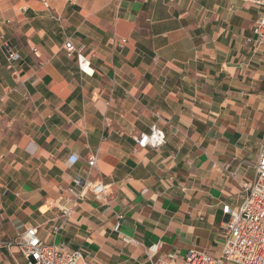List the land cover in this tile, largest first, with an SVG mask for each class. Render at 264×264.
<instances>
[{
  "label": "crops",
  "instance_id": "obj_1",
  "mask_svg": "<svg viewBox=\"0 0 264 264\" xmlns=\"http://www.w3.org/2000/svg\"><path fill=\"white\" fill-rule=\"evenodd\" d=\"M260 12L243 0H0L1 243L34 226L89 264H148L143 245L158 242L177 262L188 249L218 257L222 204L240 202L264 145V44L246 39ZM155 123L165 143L136 150ZM91 155L107 200L88 193L63 220L60 189ZM24 263L0 244V264Z\"/></svg>",
  "mask_w": 264,
  "mask_h": 264
},
{
  "label": "built area",
  "instance_id": "obj_2",
  "mask_svg": "<svg viewBox=\"0 0 264 264\" xmlns=\"http://www.w3.org/2000/svg\"><path fill=\"white\" fill-rule=\"evenodd\" d=\"M261 10L254 22L253 37L246 38L256 46L264 44V0H243ZM47 6V3L44 2ZM67 54H76L79 71L93 76L91 59L81 53L83 46L76 48L70 38L63 43ZM3 54L7 66L13 69L20 57L17 48L4 42ZM136 150L159 148L165 143V132L155 123L147 132H141L134 138ZM79 156L71 153L66 161L68 166L75 165ZM97 155L84 159L79 172L71 179L66 188L60 189V196L55 207L61 212L63 220L74 212L87 194L94 200L105 201L108 196V185L101 180H91L87 176L96 166ZM257 176L253 180L240 181L238 184L240 202L235 205L222 204L223 219L219 223V232L223 235L218 257H209L204 252L188 249L182 261L177 262V253L159 256L160 242L143 245V252L148 264H264V145L260 149L257 162L253 164ZM227 170V168H224ZM226 173L236 178L235 171ZM123 215H116L117 221ZM1 221V219H0ZM118 229V224L115 230ZM1 231V226H0ZM123 243L138 244L131 236L121 235ZM5 247L14 246L25 259L24 264H89L88 255L81 249H71L65 245L48 244L42 240L37 227H27L22 234L6 240Z\"/></svg>",
  "mask_w": 264,
  "mask_h": 264
}]
</instances>
